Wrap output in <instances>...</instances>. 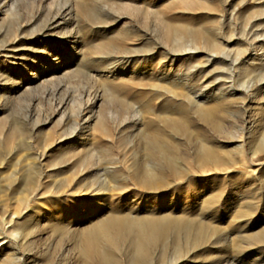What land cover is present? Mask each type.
I'll return each instance as SVG.
<instances>
[{"label": "rangeland", "instance_id": "1", "mask_svg": "<svg viewBox=\"0 0 264 264\" xmlns=\"http://www.w3.org/2000/svg\"><path fill=\"white\" fill-rule=\"evenodd\" d=\"M171 28L191 49L178 51L170 70L189 72L187 85L205 106L219 89L227 98L216 106L224 110L220 132L198 121L180 93L166 103L163 89L145 94L164 80L145 68V52H154V67L167 61L157 57ZM207 30L229 58L201 47ZM137 93L147 108L136 102L142 111L132 122V110L111 100ZM148 119L176 150L173 172L144 149ZM184 119L196 137L164 126ZM77 125L86 126L82 135ZM263 126L264 0H0V264H96L100 245L114 264H264V239H256L264 149L254 148ZM199 139L212 146L213 164L196 166ZM147 165L152 175L135 179ZM161 216L203 225L205 236L193 242L192 230L170 229L144 252H129L128 226Z\"/></svg>", "mask_w": 264, "mask_h": 264}, {"label": "bare ground", "instance_id": "2", "mask_svg": "<svg viewBox=\"0 0 264 264\" xmlns=\"http://www.w3.org/2000/svg\"><path fill=\"white\" fill-rule=\"evenodd\" d=\"M66 3H68V2H66ZM64 5H67V4H64ZM69 10H70V8L66 6V7H64L63 11L67 15ZM52 19H53L52 23L53 22L55 23L56 19L55 18H52ZM57 23L55 25H53V26H56ZM164 23L166 25H170V24H168V22H164ZM183 32L186 35H188L190 39H193V37H192L193 36V31L192 30L185 29ZM201 38H202V41H203L201 47L203 46V49L205 48V49H207L209 51H215V53L222 54L224 56V58L228 57V55L227 54L225 55L224 52H222V51L217 52L216 51L217 47L215 46L216 45V42L214 41L215 37L213 38L212 32H209L208 30L207 31H203L201 33ZM165 40L167 41L166 45H167L168 49H166L161 55H159L160 57H157V58L159 60H161V59H163V60L167 59V61L170 60L171 62L169 61L170 62L169 65H168L167 61H163L161 65H158V66L154 67L153 66V64L155 62L154 61V59H155L154 52L152 50H146V52H145V53H147L146 54L147 58L145 60L149 61L148 67H145V68H147V70L150 71L149 72L150 74L157 73L156 76H153L155 80H161L162 78H164V80L162 79L163 80V84L162 85L148 84L149 90L147 91L148 93H145V94L146 95L149 94V96L151 98L160 97L163 94L159 90L163 89L164 92H167V94L169 93L168 96L164 99V103H166L167 101L174 99L180 93V95L183 96L184 100L188 104H192L194 114H195L196 119L198 121L209 125L216 132L222 131L221 130L222 129V124H221L222 123V119H221V117H222V113H224V110H220V113L218 114L216 106L222 105V103L227 100L226 96L224 95V92L219 89L221 94H218L217 96H213L211 98V101H210V103L212 104L211 106L210 105L209 106H205L204 103H203V100L194 99V96L192 95L193 91L187 85V83L190 82L189 79H188V75H189L188 73L189 72L184 70V72H188L187 73V77H186V75H181L176 70H170V66L173 64V62L175 60L174 59L175 56L178 55V51H181V52L187 51L188 52V49H191V47H189V46L186 47L188 43L187 44L182 43L181 41H179L177 39L176 31L173 28L169 29V32L166 34ZM191 41L192 40H190V42ZM214 46L216 47V49H214L215 48ZM178 48H179V50H177ZM196 48H197V46H196ZM132 50H133V52H139V51L142 52V50L139 49V48H137V49L134 48ZM194 50H196V49H194ZM145 53L144 54L141 53V54L145 55ZM207 55L211 56L210 54H207ZM224 61H227V59H224ZM239 61L240 60H238V58H236V57L234 59H232V60L227 61L228 65H229L228 69L226 70L227 71L226 73L228 74L227 78H230V79L232 78L233 72H235L234 69L237 68L236 64L239 63ZM143 62L144 61L135 63L134 67L138 68L139 66H141L143 64ZM145 68L142 67V69H145ZM56 70H58V68ZM192 71L193 70H191V72ZM190 76H191V74H190ZM179 80H181V81H183L185 83H181V82L179 83ZM226 82H228V81H226ZM231 84H232V82H231ZM249 85H250V83H249ZM176 87L177 88H181L183 91L179 92V91H175V90L172 89V88H176ZM246 88H248V86ZM229 89H230L231 92H234L236 90V87L233 86V85H229ZM146 95H142V94H138L137 93V94H134V95H131V96H119L117 98L113 97L111 102H112V104H114V106L119 111H121L123 113L127 112V114L128 113L130 114V111L132 110L133 114L131 115L130 119L132 120V122H135V121L139 120L138 113H140L142 111V110H139L138 108L135 107V103L136 102H141L143 104V107L147 108V102L144 101V97ZM198 95H200V94H198ZM179 107H180V105H179ZM159 113H160V110H159ZM160 115H161V113L156 115L155 119H158L160 117ZM114 117H116V115H114ZM114 117L111 116L110 118H114ZM88 119H89V117H87L86 120H88ZM126 119H129V117L126 116V115H123L122 121H124V120L126 121ZM152 121L153 120L148 119L145 122L146 129H145V131H143L141 133L142 138L143 137L147 138L143 142L144 143V149H146V150H148L150 152L157 153V158L160 161L161 167L173 172V171H175L177 169L176 168V162H174L172 160V158H170V157H171V154H174L176 152V150L174 149L173 146H171V144L169 142H167L166 140H163L161 138V132H163V131L161 129H159V128H154L153 124H152ZM134 124H136V123H134ZM164 126L170 128V130H172L173 132L181 133L183 136H185V137H187L189 139L194 138L197 135L194 132V130L189 127L188 120H186V119L178 120V121L177 120L176 121L173 120V121H170V122H166ZM85 127L86 126H82V125L78 126V131L80 132L79 133L80 135H82V133L84 132L83 130H84ZM75 129H77V128H75ZM12 130H16V127H13ZM100 132H102V131H100ZM103 132H102V134H105ZM74 134H75V132H74ZM254 148H255V150L256 149H264V126H263L262 133L260 135V139L257 140ZM212 157H213L212 146H209L207 144V142H205L203 139L197 140V142L195 144V148H194V153H193V159L195 161L196 166L197 167H201V166L205 165L206 163H212L213 164L216 159H213ZM150 169H151L150 166L145 167V168L139 167L138 172H136V174H135V179H140V178H142L145 175H150L151 176L152 173L150 172ZM150 176H149L148 181L143 183V184H150V182L152 180V177H150ZM101 224H103V223H101ZM119 224L121 225V223H119ZM119 224L118 225L116 224L117 227L119 226ZM117 227L115 229L116 230L118 229V230L115 231V232L120 234L122 232L121 230H123V228L120 229L119 227L118 228ZM170 229H172L173 231H177V230H183V231H187L188 230L189 231V230H192V232H193V242H197V241L203 239L204 236H205V227L203 225H199V224L195 225V224H192L191 222H188V221H184V220L181 221L180 219L171 220V219H169L166 216H161L157 220L149 222L147 225L139 224V225H136V226H131V225L128 226V228L126 230H127V233H128V236H127L128 240L127 241H128V250H129V252H132V253H134V252H144V250L148 247V245L150 243H153L154 241L162 238L165 235V233L168 232ZM112 232L115 233L113 229H112ZM143 232H147V234H148L149 240H147L146 242H143L141 240V236H142ZM123 233H125V231ZM118 234H117V236L119 237ZM122 234H121V236H122ZM112 235H114V234H112ZM253 237L254 236H252V238ZM256 239H264V229L258 235H256ZM90 244H89V250L90 251H94V245H92L91 242H90ZM99 247H98V251L99 252H96V255L98 257L96 264H114L111 261L110 256H108V254L105 253V252H107V251H104L105 248L102 249L101 247L100 248ZM82 251L84 253H86L87 252V248L86 247L82 248ZM129 264H143V261L142 260L141 261L130 260Z\"/></svg>", "mask_w": 264, "mask_h": 264}]
</instances>
